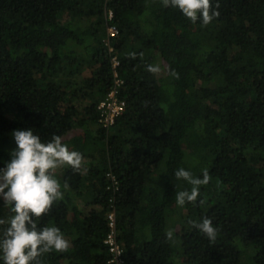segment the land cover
Masks as SVG:
<instances>
[{"label":"trees","instance_id":"trees-1","mask_svg":"<svg viewBox=\"0 0 264 264\" xmlns=\"http://www.w3.org/2000/svg\"><path fill=\"white\" fill-rule=\"evenodd\" d=\"M211 3L219 16L203 25L162 0H0V168L17 129L84 157L82 171L55 172L64 199L36 219L70 244L41 264H108L113 209L124 264H264V0ZM114 72L126 111L105 130L97 105ZM179 168L211 177L183 207ZM204 218L215 241L188 223Z\"/></svg>","mask_w":264,"mask_h":264},{"label":"clouds","instance_id":"clouds-1","mask_svg":"<svg viewBox=\"0 0 264 264\" xmlns=\"http://www.w3.org/2000/svg\"><path fill=\"white\" fill-rule=\"evenodd\" d=\"M162 3L165 7L178 9L192 23L201 20L203 25H208L219 16V3L213 8L211 0H162ZM129 55L133 59L136 56L135 53ZM146 71L159 74L161 67L148 64ZM169 75L179 78L175 70H170ZM11 135L16 147L9 153L10 160L0 168V200L10 209L9 217L0 219V257L4 264H41L39 258L42 255L52 251L66 252L70 244L59 228H38L36 219L48 213L55 202L64 199L62 185L55 176L56 170L68 165L75 172H80L84 157L78 151L69 150L59 135H53L47 142H43L31 129H17ZM174 176L191 186L190 190L176 194V204L180 207L186 202L195 203L200 195V186L211 180L208 169L203 170L202 178L184 168L177 169ZM68 188L65 181L63 189ZM188 223L210 241L217 239L218 229L210 218L201 222L189 220ZM166 240H173V230L166 232Z\"/></svg>","mask_w":264,"mask_h":264},{"label":"built area","instance_id":"built-area-1","mask_svg":"<svg viewBox=\"0 0 264 264\" xmlns=\"http://www.w3.org/2000/svg\"><path fill=\"white\" fill-rule=\"evenodd\" d=\"M111 16H108L110 19ZM107 39L111 37H115L118 34V30L114 27L106 25ZM106 39V45H108V40ZM118 65V62L115 58L112 59V66L115 69ZM123 81L118 78L117 73L114 72V89L111 90L106 97L99 102L97 105L98 112V126L109 130L115 123L116 119H118L121 115H123L126 111V103L124 100H120L117 95V89L120 85H122ZM112 181V186H117V181L115 177L110 176ZM113 209V206H111ZM114 210V209H113ZM110 211L107 213V220L109 226V233L103 240V244L106 247L108 253H110L111 257L108 260V264H124L121 258L122 249L116 242V227H115V212Z\"/></svg>","mask_w":264,"mask_h":264},{"label":"rangeland","instance_id":"rangeland-1","mask_svg":"<svg viewBox=\"0 0 264 264\" xmlns=\"http://www.w3.org/2000/svg\"><path fill=\"white\" fill-rule=\"evenodd\" d=\"M95 129V128H94ZM66 165H62L60 168H58L56 171H58V172H60L61 170H62V168L63 167H65ZM76 202H77V204L81 207V208H83L82 207V203H81V201L80 200H76ZM83 210H84V208H83ZM176 261V260H175Z\"/></svg>","mask_w":264,"mask_h":264}]
</instances>
